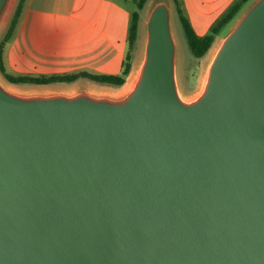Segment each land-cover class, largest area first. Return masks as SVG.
<instances>
[{"label":"water","instance_id":"obj_1","mask_svg":"<svg viewBox=\"0 0 264 264\" xmlns=\"http://www.w3.org/2000/svg\"><path fill=\"white\" fill-rule=\"evenodd\" d=\"M19 0H0V39ZM175 0H150L122 86L0 68V264H264V0L186 89Z\"/></svg>","mask_w":264,"mask_h":264},{"label":"crops","instance_id":"obj_2","mask_svg":"<svg viewBox=\"0 0 264 264\" xmlns=\"http://www.w3.org/2000/svg\"><path fill=\"white\" fill-rule=\"evenodd\" d=\"M183 1L185 15L204 35L212 18L218 19L235 0ZM133 12L126 0H26L9 57L18 67L30 64L31 70L51 73L47 75L119 74Z\"/></svg>","mask_w":264,"mask_h":264},{"label":"trees","instance_id":"obj_3","mask_svg":"<svg viewBox=\"0 0 264 264\" xmlns=\"http://www.w3.org/2000/svg\"><path fill=\"white\" fill-rule=\"evenodd\" d=\"M148 0H139L138 8L135 10L131 17V24L128 36V50L126 57L123 63V70L119 74H95L89 73L86 71L78 73H65V74H52L44 75L40 77L32 75H14L8 73L5 61H4V51L7 43L13 38V35L16 31V28L19 24L20 18L24 11L26 0H19L15 11L12 15L10 24L0 41V68L5 76L12 82L15 83H55V82H72L77 80L79 77L88 76L92 80L103 83V84H112L116 86H122L129 76L134 59H135V49L140 37V27H141V15L142 10L145 8V5ZM248 0H235L227 8L225 13L221 15L217 21L212 25L208 33L200 35L195 27L193 26L190 19L185 15L184 11L180 7L179 0H175L178 16L185 30V34L188 40V44L193 55L196 58H203L207 55L208 51L214 44L217 36L222 32V30L235 18L239 13L242 7Z\"/></svg>","mask_w":264,"mask_h":264},{"label":"rangeland","instance_id":"obj_4","mask_svg":"<svg viewBox=\"0 0 264 264\" xmlns=\"http://www.w3.org/2000/svg\"><path fill=\"white\" fill-rule=\"evenodd\" d=\"M126 1L128 3V6L133 11L137 10V8H138V4L137 3H138L139 0H126ZM149 2H150V0L147 1L146 5H145V8L142 10L141 21L143 19V16L145 15L146 7H147V4ZM179 3H180V7L182 8V10L184 12H187L186 8L184 7V1L183 0H179ZM216 19L217 18L215 16L212 18V23H211V26H210L209 30L211 29L212 25L217 21ZM175 27H176V32L178 34V37L181 40V42H182V39H183L184 45H185V51H187V53L189 55L188 59L186 61L185 70H184V77H185V81H186V89L194 91L195 88H197L199 86V84H200V78H201V75H202L204 57L203 58H196L193 55V53H192V51L190 49V46L188 44V40H187V37H186V34H185L184 27L182 25V22L180 21L179 16L176 17ZM3 36L4 35H2V37ZM2 37H1V39H2ZM1 39H0V41H1ZM140 39H141V31H140L139 41H138V43L136 45L135 55H136V51H137ZM10 41L7 43L6 50H5L6 51L5 58H6V64H7L8 73H11V74H14V75H26L27 74V75H32V76H36V77H40V76H44V75H47V74H51V73L41 74V72H39V71H34L33 68L31 70V66H29L30 64L26 65L24 68H21L20 66L18 67V65L15 64L16 62H14V60L12 58L10 59V57H9V51H10V49H12V46H13V41H11V42ZM81 80H89L91 82L98 83V82L92 80L88 76H82V77H79L77 80L72 81V82H67L66 81V82H55V83H22V84H28V85H32V84H67V85H71V84L77 83V82H79Z\"/></svg>","mask_w":264,"mask_h":264}]
</instances>
